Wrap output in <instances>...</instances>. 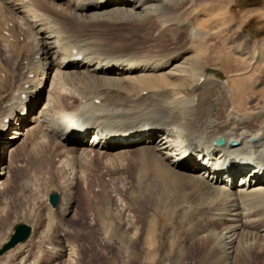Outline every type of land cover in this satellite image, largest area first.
<instances>
[{"label":"bare ground","instance_id":"obj_1","mask_svg":"<svg viewBox=\"0 0 264 264\" xmlns=\"http://www.w3.org/2000/svg\"><path fill=\"white\" fill-rule=\"evenodd\" d=\"M110 3L113 5L108 6ZM186 3L0 2V160L2 156L5 159L0 176L10 164L6 156L14 154V144L31 132L33 124L40 130L43 145H38L39 149L35 142L28 158L59 159L55 170L59 191L48 186L49 180L33 185L38 190L44 185L59 195L58 206L47 210L50 219L46 231L52 233L44 244L42 238L30 241L32 237L24 243L25 250H18L26 253L23 259L38 253L44 264H76L67 228L58 217L53 224L52 216L76 221L83 208L92 217L94 247L110 248L124 260L140 261V253L135 251L139 240L136 226L150 216L149 235L156 238L161 229L160 214L170 219V225L176 224L174 231H182L193 243L192 253L209 245L208 254L215 259L221 253L225 263L251 260L255 252L264 254V214L252 218L245 210L256 200L264 204V107L263 111H250V105L264 92L254 88L256 74L238 75L228 82L231 99L211 83L210 66L219 64L229 74L246 71L252 56L238 61L232 54V61H223L225 55L222 58L219 52H224V46L212 56L215 47L201 35L204 22L200 21L194 33L188 13L182 12ZM217 22L218 30L226 24ZM124 29L129 31L121 34ZM199 36L202 39L194 46L196 58L179 52ZM243 44L247 47L245 40ZM258 51V59H262L264 46ZM178 63L182 64L176 69L189 74L186 78L156 76V71ZM138 71L148 75L132 77ZM192 79L194 85H190ZM189 85L192 88L186 92ZM173 92L184 94L183 99L172 98ZM229 110L232 112L227 117ZM170 138L181 141L180 160L172 159L167 146ZM219 140L225 142L221 147L215 145ZM202 150L210 151L213 159L221 162L204 166L205 160L194 154ZM36 173L35 178L40 176ZM128 177L132 180L126 182ZM236 178L242 180L239 192L230 190L239 186ZM225 181L231 185L223 187ZM80 187L86 204L81 198L74 202V191ZM109 189L115 193L116 209L111 198V203L105 200L110 206H101L94 194L97 191L107 196ZM31 210L26 216L32 218ZM56 230H60L59 238H53ZM181 247H176L178 255L187 249ZM13 250L5 254L6 259Z\"/></svg>","mask_w":264,"mask_h":264},{"label":"rangeland","instance_id":"obj_2","mask_svg":"<svg viewBox=\"0 0 264 264\" xmlns=\"http://www.w3.org/2000/svg\"><path fill=\"white\" fill-rule=\"evenodd\" d=\"M1 1L3 0H0V2ZM263 3H264V0H187V3H186L187 8L183 7V9L185 8L186 10L184 9L182 10V12L186 11V14L188 13L187 16L188 18L190 17L189 20L191 24H193L192 30L194 33L196 31L197 26L200 24V21L204 22L203 23L204 26L200 28L201 30H203V33L201 32V35L202 37H204L205 41L208 44H212L210 45L211 47L213 46L215 47L213 52H212L213 49L211 50L212 56L216 57L217 52L221 50L220 47H222V49L225 47L224 52L223 51L222 53L219 52L222 58L225 55L224 58L222 59L223 61H232V57L233 58L236 57L235 59H237L238 61H246L244 60L245 55L252 56V58L249 59L251 62L248 64L246 71L229 74L227 71L220 68L219 64L210 66V74L208 77L211 80V83L222 88V90H224L227 93L230 99L232 98V90H230L231 88H228L229 86L227 84L232 79H234V77H238V75L248 74L250 76V75L256 74L255 76L256 84L254 88L255 90H259V91L262 90L264 92V63H263L264 54L262 55L263 56L262 59H258V56H257L259 52L258 51L259 46L260 47L264 46V21L259 20V18L255 16V14L257 13L256 8L263 5ZM111 5H113V3H110L108 6H111ZM218 20L226 21L225 26L222 27L221 30H218L215 27L216 24L218 23L217 22ZM124 27H126V23L124 24ZM128 31L129 30L124 29V31L121 34H126ZM193 36L197 37L195 36V34H193ZM199 38L201 41L202 38L201 36H199L197 40L193 39V42L186 44L185 47H183L179 52L181 54L188 53V55H186V58H196L194 46L200 42ZM244 40L247 42V47H245L243 44ZM232 54H234L235 57ZM260 55H261V52H260ZM20 62H21V59H20ZM180 64L182 63L175 64L174 67H171L165 71H160V70L156 71L155 72L156 76H162V77L163 76L164 77L176 76V77L186 78L189 74H186L185 72H181L178 69H176V67L179 66ZM146 75H148V73L139 72V73H136L135 75H132V77H139V76H146ZM116 78H121V76L117 75ZM193 81L194 80L192 79L190 85H194ZM190 85L186 88V92L188 91V89L192 88L190 87ZM5 90H8V89L6 88ZM171 94H172L171 97L173 96L172 98L175 97L174 99L178 98L179 100H182L184 97V94H181V93L176 94V92H173ZM263 107H264V94L260 98L258 97V99L256 100L254 104L250 105V111H256V110L263 111ZM231 112L232 110H229L227 112V117L231 115ZM35 127H36V124H33L32 126H30L31 132L27 133L24 136V138H22L21 141L16 142L14 144V149H15L14 154L13 155L10 154L9 156H6L7 161H9L8 163H10L8 166L9 169L7 167L8 170L6 169V174L4 176H0V188H1L0 189V214H1L0 215V249L3 245H5L8 242L9 239L7 240V238H10L9 235L11 236L13 234L14 228L17 225L22 224V223L27 224L32 227L33 229L32 238L33 239L31 238L30 240L32 242L33 241L39 242V240H41L42 238V241H43L42 243L44 244L47 237H49L50 234L52 233V231L50 233L46 231L49 228L48 222L50 219L49 217L50 214L48 215L47 210L49 207L52 208V206L49 203V197L52 193H55V192L47 191L48 188H44L46 187L44 185L43 186L39 185L38 186L39 190L35 188L33 185L49 180L48 186L58 187L57 191H59V188H60L59 179L57 177V174L55 175V170L57 169L56 167H58L57 161L59 159H56V157L54 156L47 158V159L42 158L43 156L41 158L38 157L39 159L34 158V156H29L30 158H28V155L31 154V149L34 147L35 142L37 143L36 145L38 148L39 146L43 145L39 138L41 137L40 133H38V131L40 132V130H38L39 128H37L36 130ZM32 131L35 133H33ZM5 134L7 138L9 136V132ZM168 141H169V144H167V146L170 147V154L171 156H173L172 159L180 160V157H181L180 151L182 152L180 148L181 141H178L177 138H174V140L170 138ZM240 147H241L240 145L237 146V148H240ZM59 150L60 149H58L55 153L59 152ZM38 152H42V151H37V153ZM8 159H11V160H8ZM33 159L34 161H32ZM1 160H0V170H1V165L4 164L5 166V159L3 161V156ZM34 173L40 174V176L38 175L37 178H35ZM91 179H94L95 181L97 180L96 178H91ZM35 180L36 181L38 180V182H36ZM125 180L126 182H128V181H131L132 178L128 177ZM236 182H237L236 185H239L241 187L239 186L236 188L232 187V189L230 190H233L234 192H239L240 190H243V187H242L243 185H241L242 180L239 178H236ZM121 184H124V183H121ZM227 185H231V183L230 182L228 183L227 181L222 183L223 187ZM74 192H75L74 202L76 201L78 203L79 199L81 198L84 200L86 204L87 200H86V197L83 195L82 188L80 187L78 192L77 190H75ZM94 194H96L97 198L99 199V204L101 206H110L109 203L107 204L105 203V200L108 199L109 197L112 199L113 207L115 209L117 208V202H116L117 200H115V198H112L113 196L115 197L114 195L115 193L111 192L110 189L108 190L107 196H104L103 193L101 192L98 193L97 191H95ZM98 196H100V198ZM108 202L111 203V200L108 199ZM256 202L257 200L255 202L249 203L250 205L249 204L246 205L247 209L244 208L245 210H248L250 212V213L248 212L249 217L251 216L252 218H255V215L261 216V214H264L263 213L264 204L261 205L262 203L259 204V201L258 203ZM32 208H33V211L31 210ZM30 210L31 212L34 213V216L32 218L26 216V214L28 215L30 213L29 212ZM56 215L57 214L52 216L53 222L52 221L51 222L53 224H56L55 217H58V220L61 223L65 224V228H67V237H69L68 241L71 242V244H73L74 246V250H75L74 256L76 258L75 259L76 264H159V263L160 264H166V263L168 264H178V263L179 264H224L226 261L222 257V254L219 252H218L219 257L217 256L218 259L217 257L215 259L213 256L211 257V255L208 254L209 245H204V247L202 248V251L199 250L200 253L199 252L197 254L195 252L192 253V249L194 247L192 245L193 243H191L189 240H186L187 237L184 235L182 231L180 232V230H177V229L174 231L173 226H175L176 224L173 223L174 225L173 224L170 225V222H171L170 219L162 214L159 215L161 217V221H160L161 229L158 230V234L156 238H154L152 235H149V225L148 224H149V218H151L150 216H146V218L139 221L136 226L138 230V234H139V240L137 244L135 245V251L140 253V261H135V260L128 261L127 259L126 261L121 256L117 255L116 252L114 253H112V251L110 252V250L112 249L110 248L107 249V247L105 248V246L103 247V245H101L102 248L100 247V249H98L99 251H101L102 249V251L99 252L93 245L94 243V240L92 238V227L93 226L91 224L92 217H90V213L86 208H83L79 211L78 213V216L80 215L79 220H76V221H73V219L70 220L71 218L62 219L60 215L59 216H56ZM63 220H65L66 222H64ZM217 231H219V228H217L216 232ZM59 232L60 230H56V234L53 235V238L54 237L59 238L60 237ZM99 236H100V233H99ZM175 237H177V239ZM100 238H102V236H100ZM5 239L7 241L4 244ZM177 240H179L180 242ZM168 242H171V243H168ZM173 242H176V243H173ZM148 243L150 246L147 245ZM28 244L29 243H27V246ZM151 244L153 245L151 246ZM173 244L176 247L178 246L181 247L183 245L182 246L183 248L184 247L187 248L184 250V252H182L183 249H181L180 251V254L182 253L183 257L180 254L179 255L177 254L176 250L178 251V248L174 247ZM25 245L26 244L18 246L16 248L17 250L14 249L12 251L14 256L13 255L7 256V259H6V255L1 257L0 264H33L32 261H34L36 264H44L39 261L40 259H39L38 253H36L35 256L31 255L27 257V259H23L26 253H19V252H22V250H25L26 248ZM162 247L165 248V250L167 251V252L165 251L167 255H168V252L169 254L172 252L171 253L172 256H170L171 255L170 254L167 257ZM169 247L170 249H168ZM33 249L34 251H36L35 248ZM171 249H173V251ZM18 250L20 251L18 252ZM15 251H17L18 253ZM99 255L102 257L100 258ZM103 255L105 257H103ZM153 255H154V258H153ZM250 255H252V253H250ZM178 256L179 258H181V260L178 258ZM66 258L67 257H65V259ZM162 259H163V262H162ZM164 259L165 260L167 259V260L165 261ZM172 260L175 263L172 262ZM228 262L229 261H227L226 263L233 264L234 262L236 264H264V254H261V253L258 254L255 252V254L252 255L251 260L246 259V258L245 259L241 258L231 263L230 262L228 263Z\"/></svg>","mask_w":264,"mask_h":264},{"label":"water","instance_id":"obj_3","mask_svg":"<svg viewBox=\"0 0 264 264\" xmlns=\"http://www.w3.org/2000/svg\"><path fill=\"white\" fill-rule=\"evenodd\" d=\"M223 141H220L222 144ZM50 203L51 205L56 208L59 203V195L53 194L50 196ZM32 228L27 224H19L14 228V233L11 236L10 240L4 247L0 250V257L5 255L10 250L16 248L18 245L26 243L31 235H32Z\"/></svg>","mask_w":264,"mask_h":264},{"label":"crops","instance_id":"obj_4","mask_svg":"<svg viewBox=\"0 0 264 264\" xmlns=\"http://www.w3.org/2000/svg\"><path fill=\"white\" fill-rule=\"evenodd\" d=\"M256 12L257 13L255 14V16H257L259 20L264 21V3L260 7L256 8Z\"/></svg>","mask_w":264,"mask_h":264}]
</instances>
